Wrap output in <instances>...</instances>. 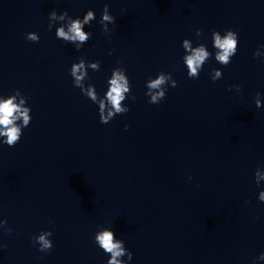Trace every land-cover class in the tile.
<instances>
[{
  "label": "clouds",
  "instance_id": "clouds-1",
  "mask_svg": "<svg viewBox=\"0 0 264 264\" xmlns=\"http://www.w3.org/2000/svg\"><path fill=\"white\" fill-rule=\"evenodd\" d=\"M95 13L89 9L83 18L76 17L72 18L69 16L68 11L65 10L59 15L53 10L49 14V20L56 21H67L66 27L61 26L56 28L55 35L57 39H60L66 43L75 45L77 51L87 43L92 33L85 31V26L90 25L95 20ZM102 25L104 33H109V24H115V18L110 14L108 4H105L102 17L99 21ZM49 29L52 28V24L48 25ZM202 29H196V36L202 37ZM26 39L32 42H38L39 36L35 32H29L26 35ZM212 42L215 51V60L223 65L227 66L231 63L232 57L236 55L238 51V34L233 30H226L223 35L220 31H212ZM182 47L185 50L183 56V63L187 68V75L191 79H198L203 65L213 55L207 48V45L200 43L193 46V42L190 39H184L182 41ZM264 47V45H261ZM111 55V52L109 53ZM255 57L261 55L260 51H256L253 54ZM93 71H99L100 61H86L83 57L71 65L70 75L73 79V86L79 88L81 93L89 98L93 103L98 105V113L100 123L108 124L116 115L125 114L129 111L127 106L122 107L121 104L124 102L131 92V82L126 75V70L123 66H118L112 70L111 76L107 81V90L103 95V99H99L101 96L97 93L96 88L93 84L85 83L89 79L88 71L85 68V64ZM120 63L119 61L117 62ZM221 69H212L210 76L213 82L222 78ZM178 82L172 78V74L159 72L155 78H149L146 81L145 95L149 97L148 102L150 104H159L166 96L167 87L170 85L172 88L177 87ZM231 88H235L237 92H240L239 85H231ZM21 92L17 89L14 94L8 95L7 98L0 99V137H4L0 140V143L6 144L8 147H14L20 142L23 134V129L28 127L31 122V108L25 107L27 97H22L19 103H16L17 97L20 96ZM260 93H256L255 104L256 107H261ZM134 100L135 97L133 96ZM129 126L125 125V130ZM191 179V177H189ZM264 179V172L258 167L255 172V181L259 186L260 181ZM258 199L264 202V191H260ZM249 203V201H246ZM7 221L0 220V227H6ZM6 231L11 232V228H6ZM53 235L51 230L41 231L37 236L32 238L34 245H39L40 252H49L53 247V242L50 237ZM95 243L103 250V252L109 255L107 264H127V261H131L133 254L131 251L126 249L124 241L117 239L111 228H104L95 233ZM6 247V245L0 244V248ZM127 256V261L121 259ZM260 260H264V253L259 256ZM255 264V261L253 262Z\"/></svg>",
  "mask_w": 264,
  "mask_h": 264
}]
</instances>
